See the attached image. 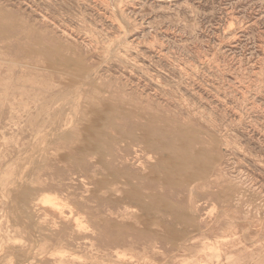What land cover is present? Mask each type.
<instances>
[{
    "label": "rangeland",
    "instance_id": "rangeland-1",
    "mask_svg": "<svg viewBox=\"0 0 264 264\" xmlns=\"http://www.w3.org/2000/svg\"><path fill=\"white\" fill-rule=\"evenodd\" d=\"M0 264H264V0H0Z\"/></svg>",
    "mask_w": 264,
    "mask_h": 264
},
{
    "label": "bare ground",
    "instance_id": "bare-ground-1",
    "mask_svg": "<svg viewBox=\"0 0 264 264\" xmlns=\"http://www.w3.org/2000/svg\"><path fill=\"white\" fill-rule=\"evenodd\" d=\"M117 46V45H116ZM110 53V52H109ZM138 70V69H137ZM89 73V72H88ZM81 85H82V83H81ZM71 102H73V101H71ZM95 108V107H94ZM94 113V112H93ZM92 115H95V117L94 118H91V121L89 120V124H87V126H90L89 127V132H91V133H94V132H97V125L99 126L100 124L99 123H101L102 122V120L104 121L105 119H104V117L103 116H101L100 114L99 115H97V114H92ZM9 116V115H8ZM85 119V118H84ZM58 122V121H57ZM74 122V121H73ZM56 123V122H55ZM54 123V124H55ZM43 126V125H42ZM56 126V125H55ZM60 126V125H59ZM94 127V128H93ZM53 129V128H52ZM52 129H50V130H52ZM55 129V128H54ZM52 132V131H51ZM47 134V133H46ZM49 134V133H48ZM61 134V133H60ZM51 135H54L53 133L51 134ZM58 138V137H57ZM65 138V137H64ZM89 141H91V140H89ZM59 143L60 142H65V139H61V140H59L58 141ZM85 145V144H84ZM86 145H87V147L88 146H90V147H94V144H92V143H89V144H87V142H86ZM80 148V147H79ZM85 148V147H84ZM90 150V149H89ZM152 150H153V148H152ZM36 158H37V156H36ZM205 170V167H202V168H197V170L194 172V174L196 175V176H198V175H201L202 173H203V171ZM26 180V179H25ZM23 182H25V181H23ZM16 183V182H15ZM17 184H19V183H17ZM16 187V186H15ZM19 187V186H18ZM89 188V187H88ZM10 189H11V187H10ZM85 190H87V189H85ZM192 190V189H191ZM17 191H18V189H17ZM13 192V191H12ZM16 193V192H15ZM13 195V194H12ZM13 198V197H12ZM191 198V197H190ZM16 199V198H15ZM51 201H52V199H50ZM37 245V244H36ZM29 255V254H28Z\"/></svg>",
    "mask_w": 264,
    "mask_h": 264
}]
</instances>
